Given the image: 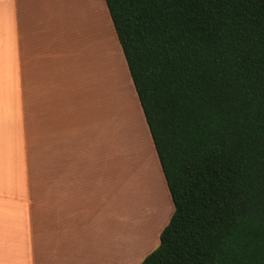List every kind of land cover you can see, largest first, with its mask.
I'll list each match as a JSON object with an SVG mask.
<instances>
[{
    "label": "trees",
    "instance_id": "16d2710c",
    "mask_svg": "<svg viewBox=\"0 0 264 264\" xmlns=\"http://www.w3.org/2000/svg\"><path fill=\"white\" fill-rule=\"evenodd\" d=\"M174 213L140 264H264V0H104Z\"/></svg>",
    "mask_w": 264,
    "mask_h": 264
},
{
    "label": "crops",
    "instance_id": "0c3cea01",
    "mask_svg": "<svg viewBox=\"0 0 264 264\" xmlns=\"http://www.w3.org/2000/svg\"><path fill=\"white\" fill-rule=\"evenodd\" d=\"M73 1L71 17L68 0H0V264H116L101 255L115 243L108 214L117 210L116 189L112 200L100 161L87 157L92 145L103 146L97 139L105 129L96 130L103 116L94 114L101 1ZM106 40L129 116L115 113L113 133L121 146L129 142L128 131L144 126L130 73L111 36ZM158 167L163 173L159 161Z\"/></svg>",
    "mask_w": 264,
    "mask_h": 264
},
{
    "label": "rangeland",
    "instance_id": "374dc122",
    "mask_svg": "<svg viewBox=\"0 0 264 264\" xmlns=\"http://www.w3.org/2000/svg\"><path fill=\"white\" fill-rule=\"evenodd\" d=\"M100 1L101 11L100 14L97 15L96 26H102L104 34L100 35L98 39L99 45H97L100 50V56L102 51V57L100 62V76L98 73L95 74L94 96L96 104L94 103V114L95 118H98L99 114L103 116L102 120L99 119V121H96L100 127L95 126L96 130H103V128H105V131L103 130L101 139H97V142L99 144L102 143L103 146L95 149L92 145V149H90L92 154L88 155L87 151V157L92 156L99 160L100 166H98V169H100L101 174L105 175L103 177L108 178L107 181L109 182L107 187L111 188V191L101 189V192L106 193L109 191L108 194L111 196L112 200L115 198V189L117 193V210H111V213L108 214L110 225L108 237L112 238L115 243H112L110 251H103L101 255L106 257L110 255L112 259H116V264H140L145 254H150L158 246V233L160 234V229L164 228L170 215L174 213V207L166 181L163 178V173L158 167L159 160L154 145L149 140L151 136L149 135V130L146 128L147 124H145V120L143 119V111L137 99L136 101L144 126L143 131L140 132L138 127H135L136 130L133 132L126 129L128 131L127 133L130 135V139L133 140L134 143H131L129 139V142L126 141L127 144L122 143L121 146L118 144L117 135L114 136L113 128L114 122L117 120L115 117L118 111L121 110L124 112V118H129V116L126 117L127 115L125 112L127 107L123 103V93L117 88L119 84H117V77L114 76V69L110 63V53L112 49L106 40L109 36H111L114 43L113 45L117 48L122 58V63L125 66L127 75H129V72L122 50L118 45V38L115 34L110 14L109 12L107 13L106 3L104 0ZM70 2L71 0H68V5L71 9V17H73L74 13ZM65 13L66 6L64 1V14ZM107 28H109V30ZM104 35H106L105 38ZM79 39L81 40V37ZM103 59L105 64L102 67ZM102 91L105 92V96H103ZM87 95L88 97L90 96L89 90ZM134 96L137 98V95L134 94ZM91 110L93 109L88 111L90 112ZM109 117L111 118L109 119ZM110 124H112V126ZM127 125L129 127L131 125L132 128L135 126L133 122L129 121ZM87 136H92V133L90 131L85 133L86 141ZM149 149L151 150L150 152ZM141 155L150 157L151 160L148 161V164ZM104 161H107V163ZM124 161H126L127 164H125ZM133 165H135L136 168L141 166L142 169L138 168L135 170L133 169ZM126 171L132 173L128 174ZM115 214L116 217L114 216ZM103 231L101 237L105 238V229Z\"/></svg>",
    "mask_w": 264,
    "mask_h": 264
}]
</instances>
